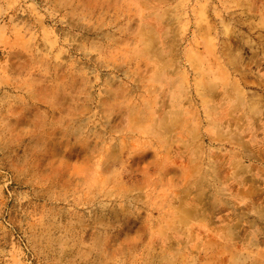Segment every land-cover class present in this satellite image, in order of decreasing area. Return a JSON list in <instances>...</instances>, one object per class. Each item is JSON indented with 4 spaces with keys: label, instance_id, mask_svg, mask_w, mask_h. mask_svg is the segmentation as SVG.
Here are the masks:
<instances>
[{
    "label": "rangeland",
    "instance_id": "rangeland-1",
    "mask_svg": "<svg viewBox=\"0 0 264 264\" xmlns=\"http://www.w3.org/2000/svg\"><path fill=\"white\" fill-rule=\"evenodd\" d=\"M0 264H264V0H0Z\"/></svg>",
    "mask_w": 264,
    "mask_h": 264
}]
</instances>
